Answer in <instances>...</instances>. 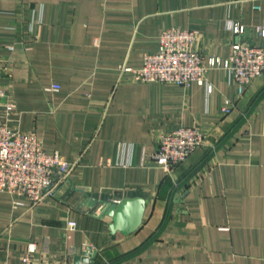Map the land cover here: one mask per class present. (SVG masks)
Segmentation results:
<instances>
[{
    "label": "crops",
    "instance_id": "1",
    "mask_svg": "<svg viewBox=\"0 0 264 264\" xmlns=\"http://www.w3.org/2000/svg\"><path fill=\"white\" fill-rule=\"evenodd\" d=\"M262 25L264 0H0L6 122L74 164L39 203L0 192V264L32 247L37 264L85 252L86 264H264V72L240 94L224 68L208 72L212 92L121 71L157 53L170 27L197 31L204 58L225 59L239 39L261 46ZM190 126L207 144L171 172L158 167L160 136ZM126 198L146 201L143 223L113 234L101 209Z\"/></svg>",
    "mask_w": 264,
    "mask_h": 264
},
{
    "label": "built area",
    "instance_id": "2",
    "mask_svg": "<svg viewBox=\"0 0 264 264\" xmlns=\"http://www.w3.org/2000/svg\"><path fill=\"white\" fill-rule=\"evenodd\" d=\"M236 35L245 32V26L231 24ZM264 39V25L257 27ZM197 31L170 27L159 36L157 53L144 54L143 65L139 68L122 66V73L132 74L134 80L144 82H172L185 87L194 82L206 84L209 92L213 86L208 79L212 69L229 70L240 86V94L264 72V40L261 46L252 45L244 39L233 43L228 58L210 57L205 59L197 49ZM0 60V192L26 196L39 203L62 181L66 180L74 164L59 153H48L35 134L24 133L7 124L15 112V104L9 98L7 88L11 77L6 75ZM52 90H59L54 85ZM234 109L230 99H225L221 113L227 115ZM3 110V111H2ZM207 144V133L197 126L181 127L160 136L152 161L166 172L187 160L199 147ZM76 222H69L68 229L74 230ZM29 248L21 264H37ZM67 264V263H62Z\"/></svg>",
    "mask_w": 264,
    "mask_h": 264
},
{
    "label": "water",
    "instance_id": "3",
    "mask_svg": "<svg viewBox=\"0 0 264 264\" xmlns=\"http://www.w3.org/2000/svg\"><path fill=\"white\" fill-rule=\"evenodd\" d=\"M146 210V201L143 198H126L119 202H106L100 216H110L112 222L110 231L114 234L122 232L129 235L142 225ZM89 252H85L76 259L75 264H86L90 260Z\"/></svg>",
    "mask_w": 264,
    "mask_h": 264
}]
</instances>
